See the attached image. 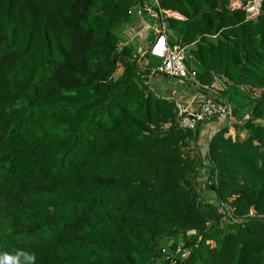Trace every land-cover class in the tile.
Here are the masks:
<instances>
[{"label": "trees", "instance_id": "1", "mask_svg": "<svg viewBox=\"0 0 264 264\" xmlns=\"http://www.w3.org/2000/svg\"><path fill=\"white\" fill-rule=\"evenodd\" d=\"M248 2L0 0V255L264 264V1L254 21ZM149 15L232 106L205 156L192 145L214 119L179 128L125 35ZM202 178L217 203L201 199Z\"/></svg>", "mask_w": 264, "mask_h": 264}, {"label": "built area", "instance_id": "2", "mask_svg": "<svg viewBox=\"0 0 264 264\" xmlns=\"http://www.w3.org/2000/svg\"><path fill=\"white\" fill-rule=\"evenodd\" d=\"M263 1L251 0L248 2L246 6L247 21H254L259 18L262 13ZM155 31L158 33L159 40H163L164 45L160 54L162 63L153 70L152 75L178 80L195 91L202 92L198 101L176 102L178 127L188 131H196L202 124L212 119L228 118L231 121L233 117L232 106L227 102H218L215 98L216 92L198 81L197 70L187 67L185 63L187 60V47L171 46L167 41L166 26L161 24V21H159ZM203 173H206V171H203ZM177 251L182 253V248L179 247ZM186 255L187 253L184 254V256Z\"/></svg>", "mask_w": 264, "mask_h": 264}, {"label": "rangeland", "instance_id": "3", "mask_svg": "<svg viewBox=\"0 0 264 264\" xmlns=\"http://www.w3.org/2000/svg\"><path fill=\"white\" fill-rule=\"evenodd\" d=\"M155 16V15H154ZM159 18L156 17H152V19L150 21H148L150 24H154V28H156V26H158L159 24ZM155 35L152 34V36L150 37V39L152 37H154ZM148 55L150 57H148ZM142 58V59H141ZM141 61H139V65L141 66L142 69H151V71L153 72V70L158 67L161 63H162V60L159 59V58H154L151 54H146V57H145V54H142L141 55ZM186 65L188 68L190 69H197V64L196 62L194 61V59H192L191 55H190V50L188 49L187 50V60H186ZM122 73V70L119 72V74ZM149 87L154 90L156 93H158L159 95H162V96H170L171 95V92L172 91H182V89L184 87H187L185 84L183 83H180L178 80H175V79H168L166 82H162L158 79V76L156 75H151L150 77V81H149ZM249 118L248 115H245V120H247ZM224 124L223 125H219V126H216L218 123L215 122V124H213L214 128L213 130L206 134L205 137H204V141L201 143V146L200 144L198 145H192V148H198L200 150V152L202 153L203 156H205L208 152V145H209V142L211 140V138L213 137V135L222 127H225L226 125H228V123H230V121L227 119H224ZM245 122V121H243ZM204 130V128H203ZM232 136L233 138H235L236 136V133L234 132V130H230V132L228 134H226V137L228 136ZM247 137V134L245 132H242L241 133V138L242 139H245ZM205 178H202L201 179V184L199 186V192L201 194V199L207 201V202H210V203H217V198L214 196V195H210V194H207L205 192ZM183 238L180 239V242H179V245L180 246H183L184 242L182 240ZM158 264H163L161 261L158 262Z\"/></svg>", "mask_w": 264, "mask_h": 264}, {"label": "crops", "instance_id": "4", "mask_svg": "<svg viewBox=\"0 0 264 264\" xmlns=\"http://www.w3.org/2000/svg\"><path fill=\"white\" fill-rule=\"evenodd\" d=\"M154 17V15H149L148 20H145V17L139 18L134 24H132L126 31L125 35L129 38L130 41L135 42L139 46V51L142 49H145L147 52L149 45H151L154 40L155 36L150 39L152 36V31H155L154 24H150L148 21H150ZM155 35V34H154ZM164 42L163 40H159V37H156V43L153 49L149 52L154 58H159L161 51L163 50ZM189 47L187 48V50ZM158 54V55H157ZM159 79V78H158ZM162 82H165L163 79H159ZM187 86V85H186ZM202 92H197L190 86L184 87L182 91H172L170 96H167V98H171L175 100L176 102L182 101V102H192L193 100H199V96H201ZM225 118H216L213 121H211L209 124L205 125L204 130L201 129L200 133V140L198 142V145L204 141V137L206 134L210 133L215 124L217 122L219 125L224 124Z\"/></svg>", "mask_w": 264, "mask_h": 264}, {"label": "clouds", "instance_id": "5", "mask_svg": "<svg viewBox=\"0 0 264 264\" xmlns=\"http://www.w3.org/2000/svg\"><path fill=\"white\" fill-rule=\"evenodd\" d=\"M21 256L24 258V264H35V255L23 251H18L15 256L9 253L0 255V264H21Z\"/></svg>", "mask_w": 264, "mask_h": 264}, {"label": "water", "instance_id": "6", "mask_svg": "<svg viewBox=\"0 0 264 264\" xmlns=\"http://www.w3.org/2000/svg\"><path fill=\"white\" fill-rule=\"evenodd\" d=\"M249 1H251V0H249ZM140 52H142V49L140 50ZM158 78H159V79H163L165 82L168 80L166 77H162V76H158ZM149 81H150V77H146V82L149 83ZM173 244H174V241H173V240L170 241V243H169V245H168V247H167V251H168V252L170 251L171 246H172Z\"/></svg>", "mask_w": 264, "mask_h": 264}]
</instances>
